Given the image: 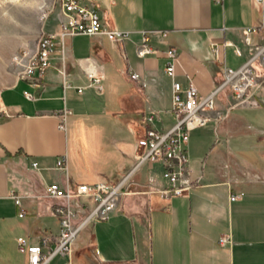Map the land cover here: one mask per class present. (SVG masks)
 I'll list each match as a JSON object with an SVG mask.
<instances>
[{"label": "crops", "instance_id": "1", "mask_svg": "<svg viewBox=\"0 0 264 264\" xmlns=\"http://www.w3.org/2000/svg\"><path fill=\"white\" fill-rule=\"evenodd\" d=\"M85 1L95 5L107 28L129 30L128 37L112 42L105 35L68 36L63 61L56 51L38 85L15 75L0 88V264L25 263L17 237L35 244L58 230L51 201L42 196L46 184L64 174L72 182H114L134 161L145 115L159 113L153 127L173 123L167 47L177 50L174 78L184 85L191 79L206 93L220 83L223 64L236 68L255 46H264V0ZM248 27H254L249 43L243 32ZM141 31L148 32L157 55H136ZM62 63L64 78L57 71ZM261 64L253 61L259 77ZM89 75L100 78L101 90ZM63 107L70 112L61 129ZM217 107L231 108L233 120L208 123L215 133L211 146L208 129L192 134L208 124L190 131L191 167L202 177L188 195L123 196L106 219L93 220L78 234L70 259L57 255L47 264H264V83L242 100L222 91ZM213 149L207 166L206 151ZM63 154L64 172L56 164ZM147 174L142 167L135 179L142 182ZM12 192L21 195V205ZM225 234L229 241L220 243Z\"/></svg>", "mask_w": 264, "mask_h": 264}, {"label": "built area", "instance_id": "2", "mask_svg": "<svg viewBox=\"0 0 264 264\" xmlns=\"http://www.w3.org/2000/svg\"><path fill=\"white\" fill-rule=\"evenodd\" d=\"M263 0H254L259 4ZM60 28L56 32H45L38 37L37 47L27 62L18 70L16 77L27 80L36 86L52 66V59L56 51L63 61L65 37L74 34L89 36L105 35L112 42H121L128 37L129 30L107 28L101 21L100 14L92 2L83 0H60ZM254 27L244 29L245 41L249 43L247 34ZM163 36L166 31L161 32ZM212 50L217 54V48ZM136 55L143 57L148 54L157 55L158 50L149 44L147 31H141V39L136 46ZM258 53L250 56L236 68L223 64L221 68L222 79L220 83L212 86L206 93L200 92L191 79L184 85L174 78V62L177 50L169 46L163 51L165 58L164 72L171 78V105L169 112L174 117L173 123L168 127L157 128L150 124L160 119L157 111H150L145 115L146 127L138 136L137 151L133 163L122 172L114 182L96 181L91 183L72 182L64 174L60 182L46 184L42 196L51 201L50 208L58 221L56 233H44L35 244H29L24 237H17L18 251L25 255L24 264H47L53 257L60 255L70 259L73 241L78 233L95 219H106L115 209L119 197L127 193H158L162 197H176L188 195L191 188L201 180V172L195 173L191 167L188 154V141L190 131L206 125L211 120L220 117L216 108V96L225 89L227 94L240 99L249 98L253 94L257 76L255 67L251 63ZM60 75L65 77V68L62 63L57 67ZM93 83L100 78L89 75ZM137 78L138 74L131 73ZM64 86H69L65 81ZM81 87L77 86L80 90ZM27 98L32 93L24 91ZM69 109L63 107L59 112V128L65 127V116ZM56 164L64 172L66 156L56 157ZM32 166L36 162L32 161ZM141 167L147 168L145 181H137L135 175ZM204 167L201 161L200 171ZM11 196L17 205H21V195L12 192ZM30 194L29 197H37ZM237 197V195L232 196ZM21 208L18 215H24ZM229 241V235L219 237L220 243Z\"/></svg>", "mask_w": 264, "mask_h": 264}, {"label": "rangeland", "instance_id": "3", "mask_svg": "<svg viewBox=\"0 0 264 264\" xmlns=\"http://www.w3.org/2000/svg\"><path fill=\"white\" fill-rule=\"evenodd\" d=\"M59 1L60 0H0V88L3 85L7 84L8 81H10L15 75H17V72L21 68V65L24 63L25 58H27L26 59L27 62L29 56L32 53H34L37 47L36 45H37L38 37L41 34L45 32H56L59 30L60 21H61ZM68 36H66L65 39ZM262 48H264L263 45L255 46L253 50H251L250 56L259 52L258 54H256L257 58L254 61H257L259 63L261 62L262 63L261 66L262 68H264V50L259 51ZM31 50L32 52H30ZM251 65L254 68L253 63H251ZM255 73L257 76V82L255 83L252 96L254 95V92L257 90V87L260 84L264 83V75L259 77L257 69L255 70ZM224 90L225 89H221V91H219V93L216 96V108L221 113L220 117H217L216 120H211L208 123L214 122L218 124L219 122L221 123L226 119L227 121L233 120L229 114L231 108L229 109L226 108L221 110L217 107V97ZM231 97L233 100L235 99L242 100L234 96ZM246 117L252 118L249 115H247ZM209 126L211 127V125L208 124L204 128L203 127L199 128L193 131L192 134L199 132L201 129L203 130L208 129V135L206 136V140L208 138V143L210 142V146H211V144L215 141V133L213 132L212 129L209 128ZM222 143L223 142L220 141V143H215V144L216 146H219ZM213 151L214 149L211 150L210 152L206 151L207 166L211 163V159L214 153ZM141 170L142 167L140 168L139 171ZM139 171L137 173H139ZM136 176L137 174L135 175V177ZM133 194L148 195V193H142V192L127 193L120 196L119 199L123 196L133 195ZM51 220L48 218L44 220L46 226L47 225L51 226V224L54 223L51 222ZM88 225L89 224H87L82 230H84ZM55 259H53L51 263L55 261Z\"/></svg>", "mask_w": 264, "mask_h": 264}, {"label": "bare ground", "instance_id": "4", "mask_svg": "<svg viewBox=\"0 0 264 264\" xmlns=\"http://www.w3.org/2000/svg\"><path fill=\"white\" fill-rule=\"evenodd\" d=\"M5 18V17H4ZM5 21H6V19H5ZM4 23V22H3ZM262 49H260L259 51H261ZM259 53V52H258Z\"/></svg>", "mask_w": 264, "mask_h": 264}]
</instances>
